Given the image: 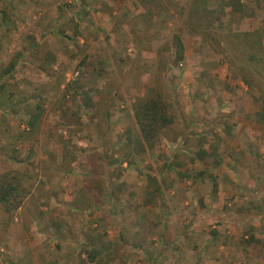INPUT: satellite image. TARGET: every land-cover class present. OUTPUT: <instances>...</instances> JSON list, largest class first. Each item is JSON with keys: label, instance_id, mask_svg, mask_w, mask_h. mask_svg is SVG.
Returning a JSON list of instances; mask_svg holds the SVG:
<instances>
[{"label": "rangeland", "instance_id": "1", "mask_svg": "<svg viewBox=\"0 0 264 264\" xmlns=\"http://www.w3.org/2000/svg\"><path fill=\"white\" fill-rule=\"evenodd\" d=\"M77 1L0 0V68L22 54L0 75V175L28 191L7 227L0 211V264H76L89 242L117 245L106 264H264V0ZM150 88L172 131L126 165ZM82 90L104 106L66 125Z\"/></svg>", "mask_w": 264, "mask_h": 264}, {"label": "trees", "instance_id": "2", "mask_svg": "<svg viewBox=\"0 0 264 264\" xmlns=\"http://www.w3.org/2000/svg\"><path fill=\"white\" fill-rule=\"evenodd\" d=\"M86 5L87 4L83 0H78L77 11L82 13ZM225 6L228 7L229 12L231 13H238L240 15L245 13L244 5L241 0H225ZM74 28V30H76V23H74ZM21 57V53H13L2 64L0 75H8L12 73ZM174 57L177 61L182 58V45L178 39L175 41ZM263 97L264 95L262 96V99H264ZM70 100L72 102L71 104H67L65 101L60 104L61 111L59 117L66 125H76L79 122V109L82 113L86 112L87 109H93L94 112L98 113L101 112L100 109L104 106L102 96H98L97 99H94L84 90L71 95ZM34 107L37 111L31 114L26 120V125L29 129L33 128L41 113L38 105H35ZM170 107V104L165 101L163 93L154 88L146 89L145 93L136 96L134 103L130 107L132 126L131 128L125 129L123 139L117 148V152L121 153L126 165L131 164L134 155L138 156L147 153L152 149L160 137H166L171 133L174 115L171 113ZM103 113V117H106L107 114L105 112ZM256 122L259 123V120L257 119ZM225 132H228V130L225 129ZM178 136L179 133L174 134V139ZM201 141L203 140L197 139L198 143ZM204 155L205 151L203 148H199L198 151L195 152V156L198 159H201ZM109 162L121 163V161ZM166 166L170 167L169 165ZM146 178L148 181L155 180L149 174H147ZM109 186H111V183H107V187L105 188L107 189ZM158 190V186L151 189L149 188V192L151 191L152 195L155 197L160 193ZM27 192L25 186L16 176H10L6 179L0 175V211L6 216V227L13 219L12 212L19 208L22 199L27 196ZM106 194L107 198H109L110 191ZM255 242H257L256 238L252 234H248L247 237L243 239L242 249H245L249 244ZM85 245L88 247L81 250L85 261L81 258L77 260L76 264H97L96 261L100 264H106L109 261L108 255L106 256L107 252L109 251L108 253L110 254L112 249L114 250V248L117 247V245L112 242H106L104 244L89 242Z\"/></svg>", "mask_w": 264, "mask_h": 264}, {"label": "built area", "instance_id": "3", "mask_svg": "<svg viewBox=\"0 0 264 264\" xmlns=\"http://www.w3.org/2000/svg\"><path fill=\"white\" fill-rule=\"evenodd\" d=\"M77 75V71H74L73 72V77Z\"/></svg>", "mask_w": 264, "mask_h": 264}]
</instances>
